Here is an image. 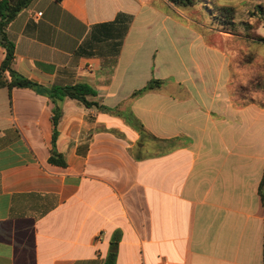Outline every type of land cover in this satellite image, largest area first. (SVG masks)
Masks as SVG:
<instances>
[{
	"label": "crops",
	"instance_id": "0c3cea01",
	"mask_svg": "<svg viewBox=\"0 0 264 264\" xmlns=\"http://www.w3.org/2000/svg\"><path fill=\"white\" fill-rule=\"evenodd\" d=\"M219 1L238 33L169 0H33L10 23L16 71L107 110L0 89V264H264V104L240 96L264 0Z\"/></svg>",
	"mask_w": 264,
	"mask_h": 264
},
{
	"label": "trees",
	"instance_id": "16d2710c",
	"mask_svg": "<svg viewBox=\"0 0 264 264\" xmlns=\"http://www.w3.org/2000/svg\"><path fill=\"white\" fill-rule=\"evenodd\" d=\"M62 1V0H57ZM180 9H188L196 6L203 7V12L211 14L219 28V30L228 33H238V11L234 6L223 5L219 0H169ZM33 0H0V44L5 49V58L0 65V89L8 88L12 91L14 88H31L38 90L49 96L54 102H58L65 98H72L82 102L87 107L93 105L98 106L103 110H107L104 106L96 102L88 100L89 96H95L96 91L91 88L90 85L80 83L69 86H52L44 87L39 85L13 68V61L15 57V45L11 42L7 35V28L10 23L26 8L30 6ZM250 17L258 16L259 19L253 23L248 24L251 31L249 36L258 42L264 43V37L255 33V29L262 23L261 19L264 18V5H258L253 8L252 12H248ZM160 84L159 81H151L143 90L137 92L142 94L147 90L153 89ZM62 116L61 108L57 105L54 108L53 123L55 127V133L53 137V150L50 158L51 163H60L65 166V162H60L58 157L60 156L56 150V140L58 137V124ZM128 122L133 123L134 119L130 114H124ZM259 193L261 195L264 204V176L259 187ZM107 264H113L108 262Z\"/></svg>",
	"mask_w": 264,
	"mask_h": 264
},
{
	"label": "rangeland",
	"instance_id": "374dc122",
	"mask_svg": "<svg viewBox=\"0 0 264 264\" xmlns=\"http://www.w3.org/2000/svg\"><path fill=\"white\" fill-rule=\"evenodd\" d=\"M252 11L253 9H250V12ZM262 47L264 48V45H259L258 48L253 46L251 51H257V55L249 53L246 58L249 68L246 73H242V76L247 78L248 85L246 92L240 91V96H244L247 101L254 99L264 104V52L263 54L260 52Z\"/></svg>",
	"mask_w": 264,
	"mask_h": 264
},
{
	"label": "built area",
	"instance_id": "2783aa9c",
	"mask_svg": "<svg viewBox=\"0 0 264 264\" xmlns=\"http://www.w3.org/2000/svg\"><path fill=\"white\" fill-rule=\"evenodd\" d=\"M42 15V13H39V15L38 16H41Z\"/></svg>",
	"mask_w": 264,
	"mask_h": 264
}]
</instances>
